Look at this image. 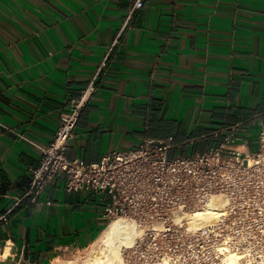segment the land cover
<instances>
[{"label": "crops", "instance_id": "1", "mask_svg": "<svg viewBox=\"0 0 264 264\" xmlns=\"http://www.w3.org/2000/svg\"><path fill=\"white\" fill-rule=\"evenodd\" d=\"M136 0H0V216L26 192L38 145L88 86ZM264 124V0H144L84 106L68 156L95 162L145 138L171 156ZM59 175L0 219V264H58L109 223L101 195Z\"/></svg>", "mask_w": 264, "mask_h": 264}, {"label": "built area", "instance_id": "2", "mask_svg": "<svg viewBox=\"0 0 264 264\" xmlns=\"http://www.w3.org/2000/svg\"><path fill=\"white\" fill-rule=\"evenodd\" d=\"M144 0H136L118 36L108 47L88 86L60 116L54 138L42 145L40 163L30 166L25 193L0 219L21 203H37L47 184L64 175L68 191L97 192L108 222L127 218L141 234L125 250L127 264H228L222 244L228 234L264 233V124L251 149L243 123L222 128L223 142L191 155L171 156L173 138H145L128 149L108 152L95 162L67 154L80 114L104 74L121 35ZM219 198L223 209L212 219L197 213ZM227 234V235H226Z\"/></svg>", "mask_w": 264, "mask_h": 264}, {"label": "bare ground", "instance_id": "3", "mask_svg": "<svg viewBox=\"0 0 264 264\" xmlns=\"http://www.w3.org/2000/svg\"><path fill=\"white\" fill-rule=\"evenodd\" d=\"M219 201V198L212 200L206 207L197 213V216L207 220L217 216V213L223 209V202ZM140 230L137 229L135 223L124 217L109 222L100 237L89 246L92 247L91 254L84 263L127 264L125 250L135 243L142 232ZM222 246L223 249L221 250L225 253L224 257L228 264L240 263L241 259L244 257L242 251L231 247L225 242ZM58 264H65V262L60 260Z\"/></svg>", "mask_w": 264, "mask_h": 264}, {"label": "rangeland", "instance_id": "4", "mask_svg": "<svg viewBox=\"0 0 264 264\" xmlns=\"http://www.w3.org/2000/svg\"><path fill=\"white\" fill-rule=\"evenodd\" d=\"M228 235L229 236H226L228 240H234L238 242L237 244L235 243L233 247L242 251L244 255L240 263L237 264H264V233H243ZM91 250L92 247L78 250L65 258L63 262H65V264H85L84 262H86L88 257H90Z\"/></svg>", "mask_w": 264, "mask_h": 264}]
</instances>
